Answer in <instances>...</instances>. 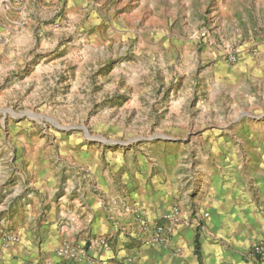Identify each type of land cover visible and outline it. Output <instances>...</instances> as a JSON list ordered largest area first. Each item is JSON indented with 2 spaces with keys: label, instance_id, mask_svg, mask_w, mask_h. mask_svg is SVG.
<instances>
[{
  "label": "rangeland",
  "instance_id": "1",
  "mask_svg": "<svg viewBox=\"0 0 264 264\" xmlns=\"http://www.w3.org/2000/svg\"><path fill=\"white\" fill-rule=\"evenodd\" d=\"M213 7L194 0L189 13H173L163 0H0V250L18 244L15 229L32 213L35 185L47 172L60 174L56 195L67 173L88 175L81 164L67 169L70 158L93 174L117 168L121 175L143 157L158 175L168 166L162 147L174 160L181 148L192 160L204 156L201 126L264 124V74L246 64L264 34L212 33L204 15ZM247 146L250 154L257 148ZM110 241L88 236L53 251L38 247L18 264H97L90 244L106 250ZM64 246L88 259L57 257Z\"/></svg>",
  "mask_w": 264,
  "mask_h": 264
},
{
  "label": "crops",
  "instance_id": "2",
  "mask_svg": "<svg viewBox=\"0 0 264 264\" xmlns=\"http://www.w3.org/2000/svg\"><path fill=\"white\" fill-rule=\"evenodd\" d=\"M193 1L163 0L173 13L182 7L189 13ZM199 3L203 9L215 6L214 12L204 15L212 33L221 35L230 28L238 35L264 34V17L259 14L264 0ZM257 51V57L246 64L260 75L264 74V47ZM199 131L204 133L199 141L204 156L192 160L181 148L172 153L174 160L171 151L162 147L168 166L158 175H153L155 161L143 157L136 158L131 172L121 175L117 168L93 174L83 161L70 158L67 169L81 164L88 175L76 179V173H67V188L56 195L60 174L47 172L42 185H35L39 190L29 203L32 213L24 227L15 229L18 244L0 250V264L35 258L38 247L53 251L62 243L81 244L88 236L111 240L106 250L90 244L88 254L97 264H262L251 250L264 242V124L219 123L201 126ZM248 141L257 147L253 154L244 152ZM89 152L85 149L82 154ZM104 157L102 149L95 151L97 163ZM143 172L146 186L139 180ZM44 206L47 213L41 209ZM174 208L179 211L178 222L168 243L149 244L155 226ZM40 223L50 225L39 229ZM60 223L71 224L60 227Z\"/></svg>",
  "mask_w": 264,
  "mask_h": 264
},
{
  "label": "built area",
  "instance_id": "3",
  "mask_svg": "<svg viewBox=\"0 0 264 264\" xmlns=\"http://www.w3.org/2000/svg\"><path fill=\"white\" fill-rule=\"evenodd\" d=\"M208 30L203 29L200 37L204 40L207 39ZM225 60L228 63L235 61V56L228 54L225 55ZM179 211L177 208L172 209L170 212L162 217V223L158 224L154 228V234L150 239V244L152 245H165L170 240L175 227L178 222ZM251 254L255 257L261 259L262 264H264V242H260L252 247ZM55 255L60 258H72V259H82L87 260V254L84 251L78 249L64 246L55 251Z\"/></svg>",
  "mask_w": 264,
  "mask_h": 264
}]
</instances>
